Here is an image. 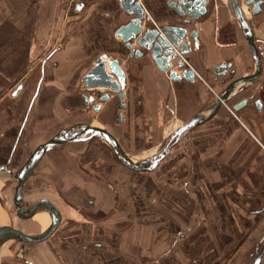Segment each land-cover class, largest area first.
<instances>
[{
	"label": "crops",
	"instance_id": "1",
	"mask_svg": "<svg viewBox=\"0 0 264 264\" xmlns=\"http://www.w3.org/2000/svg\"><path fill=\"white\" fill-rule=\"evenodd\" d=\"M205 1V12L187 25L196 30V45L188 40L189 50L182 56L194 78L172 81L149 53L133 45L143 53L135 56L117 35L133 19L123 8L127 0H0V167L13 173L24 165L9 168L12 157L28 148L21 145L23 136L32 141L59 125L83 123L75 122L83 113L91 114L92 126L119 134L122 150L139 166H146L176 131L196 121L154 169L126 168L156 177L134 178L120 191L109 185L114 148L94 153L88 142L92 145L96 138L58 146L87 144L79 162L90 171L86 165H93L95 175L105 174L108 183L84 179L81 195L73 197L83 204L89 194L91 208L84 213L73 206L64 211L42 198L56 215V227L43 242L27 245L26 263L6 255L17 242L6 241L0 252L6 259L0 264H252L257 258L264 264V56L255 47L264 41V0L255 14L248 0ZM137 2L141 31L152 25L184 26L187 17H179L169 0ZM42 50L32 95L25 99V80ZM99 58L105 64L116 60L123 73L124 109L118 108V94L107 88L94 89L98 111L83 99L91 95L67 93V75L82 71L83 88L81 79ZM218 64L230 65L225 75L214 69ZM105 73L116 81L107 65ZM19 83L22 88L12 98ZM106 96V102L100 101ZM220 97L225 102L212 108ZM137 153L146 160L133 159ZM33 170L23 184L22 204ZM5 177L13 188L8 193L0 187V226L11 224L33 236L38 228L47 233L53 221L45 211L10 219L17 183L2 172L0 184Z\"/></svg>",
	"mask_w": 264,
	"mask_h": 264
},
{
	"label": "water",
	"instance_id": "2",
	"mask_svg": "<svg viewBox=\"0 0 264 264\" xmlns=\"http://www.w3.org/2000/svg\"><path fill=\"white\" fill-rule=\"evenodd\" d=\"M134 0H127V6ZM136 3L129 9L126 5L123 6L128 14L133 17L131 21L126 26H123L117 33L121 40L124 42L125 47L132 51V54L138 56L143 54L138 49H133V45L143 49L146 53H149L150 58L155 63L158 70L167 75V77L172 81H179L180 78L192 81L194 78V72L186 65L182 56L188 52L189 47L187 45L188 40L192 41V45H196V30H189L187 25L195 22L204 12L206 1L205 0H169V6L175 9L176 14L179 17L186 16L182 21L184 26L172 27V26H153L145 27L141 31V22L143 15H141L139 8L140 4L135 0ZM263 0H248L246 5H253L252 14L258 12L260 5ZM145 22H149V18L145 19ZM106 65L115 77V82H110V77L105 73ZM180 69L179 74H177L173 67ZM230 65L218 64L214 69H223L224 71L220 75H225L226 68ZM96 78H98L96 80ZM123 73L118 70V63L116 60L103 62L102 58L97 59L96 64L86 73V75L81 79L84 84L83 91H94L96 88H107L110 91L118 94L119 106L118 108L124 109L122 104V98L124 93L123 88ZM22 84L19 83L11 93V97L14 98L20 92ZM93 92L91 96H83L84 101L93 103L94 95ZM93 96V97H92ZM108 97H101L100 101L106 102ZM223 98H219L213 104L214 109H216L220 103H224ZM85 103V104H86ZM99 105L93 103L92 109L95 111L99 110ZM121 113H117V119H120ZM196 121H193L183 128L179 129L172 135L162 150L149 160L146 166H139L134 163L122 150L118 140L115 136L108 133L106 130L88 125L86 123H78L70 125L58 130L54 135H52L47 141L38 145L33 152L30 154L28 159L25 161L24 165L16 172H11L6 166L0 167V174L5 172L9 176H12L13 180L17 183L15 187V193L20 200L23 194V184L28 176L31 175L33 168L42 158V156L50 151L51 149L61 146L70 142H84L90 139L96 138L102 142H105L109 147L114 148V153L118 161L127 169L133 172H147L154 169L159 162L168 154L171 147L178 141L180 135L186 131L190 126H192ZM147 163V162H146ZM49 202L45 199H41L38 204L32 205L26 213L31 215L35 211H45L49 213L52 217V225L47 233H40L38 235H27L24 232L14 228L11 224L0 226V239L1 238H13L14 240L30 243L43 242L47 237H49L50 232L54 230L57 224L56 215L52 214L49 208H45ZM19 205V204H18ZM55 216V217H54ZM259 259L257 258L252 264H258Z\"/></svg>",
	"mask_w": 264,
	"mask_h": 264
},
{
	"label": "rangeland",
	"instance_id": "3",
	"mask_svg": "<svg viewBox=\"0 0 264 264\" xmlns=\"http://www.w3.org/2000/svg\"><path fill=\"white\" fill-rule=\"evenodd\" d=\"M45 50H42V53L38 54L35 58L34 73L30 75L28 80L25 78L26 76H24V78L26 79L25 81H27L26 83L27 88H26V92L24 93L25 99L26 98L29 99L30 96L32 95L35 81L38 76L39 62L42 59V56H43V53H45ZM75 66L77 67V69H80L79 64L78 65L76 64ZM82 73H83L82 71L80 72L78 70L74 72L73 74L67 75L68 88H69L67 90V93H70L71 90H77L76 92H79V94L83 92L89 95H91L93 92L97 93L95 90L94 91H82L83 88H80L81 84L79 82V77L81 76ZM45 87L46 85L44 86V88ZM109 92L112 93V91H109ZM112 94H114V92ZM35 106H36V101L33 103L32 109L30 111L31 118H32ZM81 116L82 117L77 119V121L75 122L79 121V122H83L89 125L90 123H88L89 122L88 119L91 117V114L83 113ZM72 124H75V123L68 122L67 124L59 125L58 128L52 129L48 131L46 135L35 138L32 141L29 140L30 136L29 137L23 136L20 141L21 145L26 144L28 148H22L23 150H20V152L18 151L16 155L12 157L11 163L9 164V168L14 169V170L17 169L19 166H21L22 163H24L28 159L31 152L34 150L35 146L38 143L47 141L48 138L54 135L59 129H62L65 126H70ZM30 126H31V123L28 124V129L26 132H24L23 135H26L28 133ZM111 134L116 137V139L118 140V143L123 148V141H122L121 136L115 133L114 134L111 133ZM88 143H89L88 147L93 146V145L95 146V149L93 148V151H96V152L94 153H97L98 151L100 153L102 152V150H104L103 148H106L108 146L105 142H102L100 140L98 141L94 140L92 145H90V142ZM76 147L78 149H76ZM83 149H84L83 154L77 153V152L83 151ZM86 150H87V144H69V145L59 147V148L57 147V148L51 149L50 151L46 152L43 156L44 158L42 162L40 161V163L34 168L32 178L28 180L24 185L25 205L27 206V205L33 204L37 202L38 200L45 198L51 201L59 209H62L64 211H69L70 206H73L74 208H78V210L82 212L89 210L91 208V205L89 204L91 201L89 198V194L88 196H86L85 203L83 204L76 202L77 200L73 198L75 195H78V193L81 195V188L85 187V186H81V183L82 184L85 183L84 179L91 180L90 179L91 177L95 178L94 181L100 180V182H103V183H108V182L105 180L107 179L105 178L106 177L105 174L104 175L99 174L100 176L95 175L94 172H96L97 170L95 169L93 170L94 172L92 171L94 167L93 165H86L88 168H91V171L85 167L84 168L82 167V164L79 162V160H80V157L84 155ZM85 155L87 156L88 154H85ZM7 157H8V154H4L3 164H5ZM132 158L138 162L146 160L145 155H141V153H137ZM44 162H49V163L47 166L44 167L45 165ZM59 167L61 168L60 170H59ZM155 174L156 173H151L149 175L139 176V175L129 173L126 170V168L115 157L114 173L110 175L111 178L109 179V185L114 190L120 191L122 189V184H124V186H127L130 183H132V181H134V178H138V177L154 178L156 177ZM5 178L3 179L4 181H2V183L0 184V187L2 188L1 192H4L5 190H7L8 193H10L13 186L10 181H7L8 178L7 177ZM117 196L118 194L116 195V197ZM74 202H76L77 207L74 204ZM38 229H36L37 232H38ZM27 245H25L24 250H20L18 246H11V248L7 249L9 250L10 254L8 252L7 253L5 252V253L6 255L8 254V257L13 259L15 263H23V262L26 263L27 258H28L27 257V247H28ZM29 247L32 248L34 246H32V244H29ZM5 256L0 255V259H2V261H5L6 259Z\"/></svg>",
	"mask_w": 264,
	"mask_h": 264
},
{
	"label": "flooded vegetation",
	"instance_id": "4",
	"mask_svg": "<svg viewBox=\"0 0 264 264\" xmlns=\"http://www.w3.org/2000/svg\"><path fill=\"white\" fill-rule=\"evenodd\" d=\"M15 207H14V211L13 212H7L10 219H12L13 216H18V215H24V213L28 210V205L26 206L25 203L22 204L21 202V198L20 200H18L17 197H15ZM19 204V205H18ZM40 229H38V232L36 233V235L40 234ZM17 242L13 243L12 246H18L19 249L22 248L23 246L27 245V244H30V242H22V241H18L16 240Z\"/></svg>",
	"mask_w": 264,
	"mask_h": 264
},
{
	"label": "built area",
	"instance_id": "5",
	"mask_svg": "<svg viewBox=\"0 0 264 264\" xmlns=\"http://www.w3.org/2000/svg\"><path fill=\"white\" fill-rule=\"evenodd\" d=\"M257 54L260 57L264 56V41L258 40L257 43L255 44Z\"/></svg>",
	"mask_w": 264,
	"mask_h": 264
},
{
	"label": "bare ground",
	"instance_id": "6",
	"mask_svg": "<svg viewBox=\"0 0 264 264\" xmlns=\"http://www.w3.org/2000/svg\"><path fill=\"white\" fill-rule=\"evenodd\" d=\"M8 240L14 241L13 238H8V237H6V238H1V239H0V252H1V250H2L1 248H2L3 244H4L6 241H8Z\"/></svg>",
	"mask_w": 264,
	"mask_h": 264
}]
</instances>
